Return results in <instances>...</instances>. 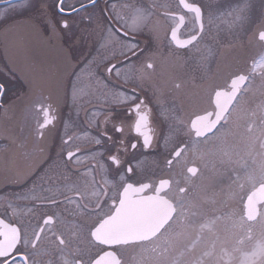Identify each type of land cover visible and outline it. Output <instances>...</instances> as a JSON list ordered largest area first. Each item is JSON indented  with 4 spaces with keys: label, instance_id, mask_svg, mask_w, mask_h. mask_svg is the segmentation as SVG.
Wrapping results in <instances>:
<instances>
[{
    "label": "snow or ice",
    "instance_id": "6c2138e0",
    "mask_svg": "<svg viewBox=\"0 0 264 264\" xmlns=\"http://www.w3.org/2000/svg\"><path fill=\"white\" fill-rule=\"evenodd\" d=\"M3 4L0 29L14 34L18 53L33 37L62 48L79 18L88 27L77 40L99 36L100 47L113 55L86 61L76 74L73 103L95 96L107 107L85 110L88 129L81 134L66 130L58 153L62 164L55 165L59 171L46 170L40 186L33 184L14 200L5 198L0 264H264V0L258 14L252 0L215 10L199 0H105L99 12L98 0ZM238 30H251L248 46L255 50L242 63L227 38ZM145 34L155 51L131 38ZM117 47L123 59L113 63ZM189 62L199 77L177 74L176 67ZM213 62L216 70L209 76ZM102 63L107 76L99 72ZM84 78L87 91L81 86ZM25 79L27 91L13 93L16 99L7 104L10 87L0 81V111L7 115L22 105L42 141L56 120L54 106L50 97L32 99L37 76ZM145 85L152 87L163 125L159 137L153 106L137 93ZM168 95L174 98L171 105ZM126 129L134 135L125 137ZM82 137L95 147L82 151L77 143ZM7 139L15 151L27 148L24 141ZM154 142L166 153L159 175L145 174L135 156ZM38 151L33 167L45 149ZM5 173L16 183L28 175L8 167ZM224 175L230 181L226 193L217 190ZM38 208L50 211L38 213Z\"/></svg>",
    "mask_w": 264,
    "mask_h": 264
},
{
    "label": "flooded vegetation",
    "instance_id": "af4514ba",
    "mask_svg": "<svg viewBox=\"0 0 264 264\" xmlns=\"http://www.w3.org/2000/svg\"><path fill=\"white\" fill-rule=\"evenodd\" d=\"M144 3H150L152 0H143ZM159 3L165 2V0H158ZM200 3L204 4L206 7L211 8L215 10L217 6L219 5H225L227 3H235V0H199ZM260 2L261 0H252L253 5L255 6L257 14L260 11ZM105 4V0H98V8L97 12H99L100 8H103ZM91 10V9H89ZM86 23V22H84ZM81 23L79 22V18H77V24L73 26V32L74 36L80 37L81 36ZM115 27H118V25H114ZM251 35V30L244 31V30H238L234 36H228L227 38L229 40H232L233 43L236 45L235 52L237 54V58L241 61V63L244 61V58L246 59L249 55L254 54V49L249 47V36ZM73 37V36H65L64 40L66 38ZM95 41V45L91 46H85L82 44V52L92 51L95 54L96 60H100L103 56H108L104 54L107 50L111 52V57L113 55L112 49H103L100 47V43L102 41L100 40L99 36L96 37V35L92 36ZM135 41L139 42L140 47L144 48L146 45L149 47L150 51H155L156 45L151 43L149 41L148 36L145 35H137L135 37H131ZM86 39V38H85ZM83 39V41H85ZM81 40V39H80ZM243 45V47H241ZM161 51H164L166 54V50L161 48ZM242 52L241 54H239ZM243 54H245V57H241ZM243 60H242V59ZM123 57L119 56V49L117 47L116 49V59L113 60V63L122 60ZM141 59H144L142 57ZM86 62V61H85ZM80 64V69L83 67L84 63ZM106 63V62H105ZM180 65H184V60L181 59L179 61ZM194 65L189 62L188 65L183 67H176L177 74L183 76L185 79H190L192 75H196L199 77L201 73L199 71H194ZM211 71L208 73V75H211V72H214L215 69V63L210 64ZM104 64H100L99 66V72L101 76H107V73L103 72ZM72 75V71L70 72L68 78L66 80L70 79V76ZM2 79L1 73H0V81ZM115 83V81H112ZM131 85L125 86V89L129 91V94H131ZM137 93L142 95L146 102H150L153 106V127L155 128L156 135L159 137L162 122L160 121V117L158 115V112L155 108V101L153 99V90L150 85H145L144 92H140L139 89H137ZM41 93H36L32 99H36L37 97L41 96ZM45 98H49L50 96L47 94L42 95ZM173 96L168 95L166 96L167 103L171 105L173 103ZM52 103L54 106V115L56 116V120L54 121L53 125H50L48 129L45 130V139L44 140H37L33 134V128L35 126V121L33 119L32 114L30 113H24L21 112L19 116V125H18V140L17 143L20 141H24L27 144V148L24 151H17V156L13 157L10 160H7L5 157V145L6 142L3 140L2 137H0V145L5 146L4 148H0V214H2L5 210L6 205L4 204L5 198L9 199H15V196L17 194L26 192L29 188H32L33 184H36L37 186L41 185V177L44 175L45 171L48 170L50 174H55L59 171V169L56 168V163L62 164V159L60 156H58V153L61 152V146L62 142L59 140V138L62 136L63 130H65L66 126L70 129V126H72L73 130L79 131L78 133L81 134L84 130L88 129L86 117H85V110L90 111H102L107 105L104 103L102 99L89 98L85 101V104H87V108L84 109V112H81L77 119V124H69L68 122L72 123L74 120V116L76 115L75 110L73 112L70 109H64L60 108L55 104L54 101L51 99L48 101ZM175 103L178 105L180 103L179 99H175ZM71 112L72 114H69ZM70 116V117H69ZM73 116V117H71ZM68 117V119H67ZM71 129V131H72ZM93 135L96 134V130L93 128L90 130ZM109 133L113 135L114 138H119L120 134L115 133L111 129V125H109ZM134 134L129 133L127 129L125 130L124 136L125 137H131ZM80 146L82 151L87 150L88 148L95 147L94 144L87 143L86 139L80 141ZM44 148L45 151L43 153V159L40 161L38 165L33 167V165L36 164V161L40 159L41 153L38 151L39 148ZM143 149H138L135 153V156L138 161H140L142 170L145 174L155 172L157 175L161 173V170L164 168V158H165V151L162 147V144L153 143V147L147 151V153H144L143 155ZM132 153L131 150L129 152L128 158L131 159ZM55 162V163H54ZM133 164L135 166L136 160L133 161ZM8 167L12 169L15 173H27V178L23 180L22 182L16 183L12 182L11 180L5 179V168ZM211 175L212 173L209 172ZM230 181L227 179V175L218 177V185L217 190L223 189L225 193L227 192V187ZM44 186H47V181L44 182ZM16 203L20 204L21 206L28 204L31 205V201H15ZM50 211V209L47 208H38V213ZM133 256H138V253H131Z\"/></svg>",
    "mask_w": 264,
    "mask_h": 264
},
{
    "label": "rangeland",
    "instance_id": "374dc122",
    "mask_svg": "<svg viewBox=\"0 0 264 264\" xmlns=\"http://www.w3.org/2000/svg\"><path fill=\"white\" fill-rule=\"evenodd\" d=\"M3 0H0L2 2ZM5 7L4 4L0 5V8ZM91 11V10H90ZM82 25V26H81ZM81 28H87V22L81 23ZM97 37V36H96ZM14 34H5L2 29H0V73L2 76L1 81H5L9 84L10 91L8 95L4 98L5 103H9L16 99V94H22L27 91V83L25 77H31L33 75L39 78V85L36 89V93H41L42 95L47 94L50 99L55 102L57 106L64 109H70L72 112L75 110L74 120L71 124H77L78 116L81 112H84L88 106L85 101L89 98H94L95 96H87L84 101H78L76 104L73 103L72 99V89L73 83L77 82V73H80V64L85 61L92 60L96 53L92 51L82 52V44L85 46L95 45L94 38L88 37L83 41V39L77 40L76 36L70 37L62 42V48L57 46L55 42L52 45L44 44L39 38L33 37L25 52L18 53L12 47V41L14 40ZM240 52L239 54H241ZM104 54L111 55L110 51H106ZM235 51L233 55L237 57ZM241 57H245L243 54ZM242 59V58H241ZM245 59V58H244ZM243 60V59H242ZM30 66L31 70H29ZM72 71V75L69 80H66ZM21 82L23 86L19 83ZM79 83V82H77ZM85 91L88 90L89 82L86 78L83 80L81 85ZM33 95V96H34ZM33 98V97H32ZM19 105V101H17ZM22 105L18 106L16 109H12L7 115L0 111V137L6 142L5 147V157L7 160L12 159L17 156V151H15V146L7 139L8 136H12L18 140V125L19 116ZM69 114H72L69 112ZM71 116V117H73ZM70 117V116H69ZM68 119V117H67ZM72 126H69L63 130L62 136L59 140L66 138L65 132L67 130L68 135L79 134L77 130L71 131ZM85 138L82 137L81 140ZM80 140V141H81ZM80 141L77 143L80 144Z\"/></svg>",
    "mask_w": 264,
    "mask_h": 264
},
{
    "label": "water",
    "instance_id": "95a60500",
    "mask_svg": "<svg viewBox=\"0 0 264 264\" xmlns=\"http://www.w3.org/2000/svg\"><path fill=\"white\" fill-rule=\"evenodd\" d=\"M0 4H3V2H2V3H0Z\"/></svg>",
    "mask_w": 264,
    "mask_h": 264
}]
</instances>
